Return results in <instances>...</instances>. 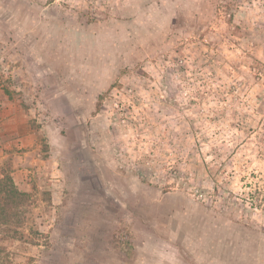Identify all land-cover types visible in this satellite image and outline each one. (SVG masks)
Segmentation results:
<instances>
[{"label":"rangeland","instance_id":"374dc122","mask_svg":"<svg viewBox=\"0 0 264 264\" xmlns=\"http://www.w3.org/2000/svg\"><path fill=\"white\" fill-rule=\"evenodd\" d=\"M0 141V264H264V0H0Z\"/></svg>","mask_w":264,"mask_h":264},{"label":"trees","instance_id":"16d2710c","mask_svg":"<svg viewBox=\"0 0 264 264\" xmlns=\"http://www.w3.org/2000/svg\"><path fill=\"white\" fill-rule=\"evenodd\" d=\"M27 194L19 190L8 171L0 179V230L7 231L18 216L20 208L26 204ZM6 227V228H2Z\"/></svg>","mask_w":264,"mask_h":264},{"label":"crops","instance_id":"0c3cea01","mask_svg":"<svg viewBox=\"0 0 264 264\" xmlns=\"http://www.w3.org/2000/svg\"><path fill=\"white\" fill-rule=\"evenodd\" d=\"M2 145V141H0V146Z\"/></svg>","mask_w":264,"mask_h":264}]
</instances>
